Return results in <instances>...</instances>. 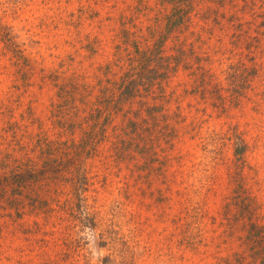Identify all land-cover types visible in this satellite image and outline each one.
I'll use <instances>...</instances> for the list:
<instances>
[{"label": "rangeland", "instance_id": "374dc122", "mask_svg": "<svg viewBox=\"0 0 264 264\" xmlns=\"http://www.w3.org/2000/svg\"><path fill=\"white\" fill-rule=\"evenodd\" d=\"M261 4L0 0V160L10 155L12 166L4 175L11 193H0V264H236L227 257L255 247L264 236V105L256 97L264 77L252 76ZM176 14L185 17L174 25ZM192 45L200 57L213 48V65L203 64L225 108L191 94L195 65L164 73L159 58L179 49L190 58ZM236 63L253 78L244 98L255 104L228 103ZM135 67L165 79L164 94L158 81L154 91L121 95ZM106 98L122 107L102 133L89 116L99 117L93 109L101 112ZM73 106L85 114L73 116ZM126 113L140 115L147 141L137 162H120L113 150ZM63 151L76 161L69 173L40 174L36 188L32 177ZM80 177L87 183L76 187Z\"/></svg>", "mask_w": 264, "mask_h": 264}, {"label": "trees", "instance_id": "16d2710c", "mask_svg": "<svg viewBox=\"0 0 264 264\" xmlns=\"http://www.w3.org/2000/svg\"><path fill=\"white\" fill-rule=\"evenodd\" d=\"M262 2V6L264 8V0H261ZM214 12V11H213ZM215 16H216V12H214ZM176 21L174 22V25L177 23H180L183 20V17L185 16H180L179 14H176ZM210 15H212V12L210 13ZM264 16V14L262 15ZM187 17V16H186ZM217 17L215 18V20L217 21ZM261 17V16H260ZM237 14L231 15V22L233 21H238L237 19ZM214 21V20H212ZM234 25V24H233ZM213 28V25H212ZM238 26H233V30H237ZM263 30V31H262ZM210 31H212L210 29ZM263 32V34H262ZM256 34H258L257 36V43L260 49V52L257 56V62L256 64H254L253 67V71L255 72L252 76L254 77H258L260 78L261 76L264 77V39L262 40L260 37H264V22L256 25ZM196 35V34H195ZM255 41V39L253 40V42ZM195 48V45H192V50H191V55L190 58L187 57V55L185 54V52L183 51V49H179L176 50V55L172 56L168 59H161V66H163V71L165 74H167V71L170 70V66L171 68H173V71L176 72L178 70V66L181 64H188L189 69L191 67H193L195 65V70L192 74V76L195 78V82L197 85H194L192 87V95H199L201 98H205L207 97V99H204L205 102H208L209 105L213 108H225L226 106V100L225 98H223V95L221 94V86L219 83L216 82V77L215 74L212 72V68L211 66H209L208 68H206L204 66L203 63L208 62L209 65H213L214 63V56L215 53L213 51V48H208L209 52L206 54V59H204L205 57H200L198 54L193 52V49ZM256 49V47H255ZM162 50V44L161 42L159 43V45L157 46V51L161 52ZM257 51V50H256ZM171 61V62H170ZM139 64V63H137ZM173 64V66H172ZM202 65V66H201ZM235 70H236V76L233 77V82L229 84V89L227 90L228 94V103H237L239 98H244L246 95V89L250 86V82L252 81L251 79H253L252 77L250 78L248 76V74L246 73V64L245 63H236L235 64ZM130 71L132 72V74H128V79L129 82L123 87L122 85H119L118 87L121 88L122 92L121 95H128V96H137V94H140V88L143 87L145 85V88L148 89V91H154L153 87L155 85L156 82L159 83V87L158 90L161 94H164V90L165 88L162 86L164 83L163 81L165 79L163 78H159L157 76H150L149 75V79L146 78V73L143 70L138 71L137 67L135 68H131ZM145 73V74H144ZM154 74V72H152ZM151 73V74H152ZM242 77V75H244ZM167 79V78H166ZM144 80L146 81L144 84ZM161 80V81H160ZM84 86V89L86 90L88 87L85 86L84 84H82ZM149 85V87H148ZM253 91V90H252ZM102 95H105L106 93L104 91H101ZM256 97H258V104L264 105V91H261L260 93H258L256 95ZM230 98V100H229ZM233 99V100H231ZM244 100H246L247 102L250 103H254L252 102V98H244ZM212 101V102H211ZM80 104L85 105L86 103L84 102H80ZM103 109H101L98 111L97 110V106L95 104V108L93 109V111L100 117L101 115H103L104 113H106V117L105 120L100 121L99 117L96 118L93 115L90 114L89 119L91 120L92 124H91V128L95 129L98 127V130H100V132L104 133V129H107V127H111V123H112V119L111 115L117 113L120 109H121V105L122 102H116V103H110L108 101V98L105 99V102H103ZM112 105V106H111ZM83 111L81 109H79L76 106H73L70 108V110H72L73 116L77 117V118H81L80 114L83 113L85 114V110L86 107L82 108ZM117 111V112H116ZM124 118H122V121L119 123L121 127L122 124L125 123L126 125V129L122 130V134H119L115 137V142L112 144L113 145V150L115 151V157L116 159H119L120 162L121 160H127V161H134L137 162L141 157H142V151H143V147H145L146 145V140L145 137L142 134V127L140 125V122H138V120L140 119V115L135 114V116H133V118H130L127 113L123 115ZM141 121V120H140ZM142 123V122H141ZM118 128V129H119ZM122 129V128H121ZM120 129V130H121ZM114 131H116V127L115 129H113ZM119 130V131H120ZM128 130V132L126 131ZM115 135V134H114ZM98 143H100V140L97 141ZM50 142H47V145L50 146ZM63 146L64 143H63ZM40 147V155H45L46 151L48 150L46 148V150H44V148L41 149V146H37ZM76 150H80L79 147H75ZM96 148H94V154L96 156ZM62 156L61 159L59 161L56 160H48L44 162V165L42 167V169L44 170V172H39L38 176H33L31 175L32 179H35L34 183L37 184L38 188L40 186V174L46 173L49 177V179L52 180H56L58 179V177H64V174L69 173V169L66 168V166H73V163L76 161H72L70 157H65L64 156V151L62 152ZM93 154V155H94ZM11 157L10 155L3 157L0 160V193L4 194V192L9 191L11 193V190L8 188L7 189V181L9 180V178L5 177L4 175L6 173L11 174L12 175V170L9 168L12 166H9L7 163V160ZM65 160V163L63 161V159ZM14 162V161H13ZM139 168V166H138ZM3 170V172L1 173V171ZM83 173V172H81ZM28 176V173L26 174ZM30 175V174H29ZM23 177L24 179L27 178ZM82 177V176H81ZM81 177L79 180H77L76 182V187H78L79 185L84 186L87 183V180H81ZM12 179V177H11ZM47 180V179H46ZM48 181V180H47ZM57 182L55 181H49V188L51 193H55L57 192V190H55V186H56ZM54 198H58L59 196H57V194H54L53 196ZM53 197L50 196V201L53 200ZM7 204L9 205V207H13L14 204V200L12 198H8L7 200ZM34 209H36L34 207ZM257 239L255 241V247L252 248H243L237 252L232 253L230 256H228L227 258H232L234 259V263L236 264H252L254 263L256 260H260L261 262H264V245H263V241H264V236L261 234L260 236H257ZM229 263V262H228ZM264 264V263H263Z\"/></svg>", "mask_w": 264, "mask_h": 264}]
</instances>
